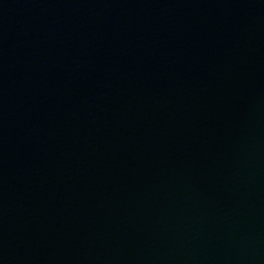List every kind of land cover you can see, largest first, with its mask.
<instances>
[{
  "label": "water",
  "instance_id": "obj_1",
  "mask_svg": "<svg viewBox=\"0 0 264 264\" xmlns=\"http://www.w3.org/2000/svg\"><path fill=\"white\" fill-rule=\"evenodd\" d=\"M0 264H264V0H0Z\"/></svg>",
  "mask_w": 264,
  "mask_h": 264
}]
</instances>
